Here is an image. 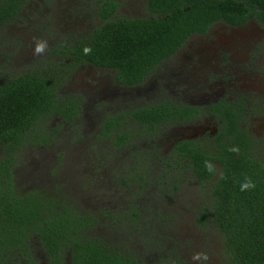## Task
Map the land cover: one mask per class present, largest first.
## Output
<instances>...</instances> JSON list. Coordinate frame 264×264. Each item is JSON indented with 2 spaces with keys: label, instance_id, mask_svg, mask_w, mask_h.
Wrapping results in <instances>:
<instances>
[{
  "label": "trees",
  "instance_id": "16d2710c",
  "mask_svg": "<svg viewBox=\"0 0 264 264\" xmlns=\"http://www.w3.org/2000/svg\"><path fill=\"white\" fill-rule=\"evenodd\" d=\"M16 1H1L0 24L17 16ZM115 8L112 0H106L99 9V27L73 45L53 50L51 55L66 57V65H48V72L37 70L0 81V264H37L30 247L33 238L46 264H65L67 257L71 264H186L178 256L169 260L165 255L156 261L147 253L142 256L132 240L96 236L94 214L79 212L70 202L57 199V192L43 187L19 191L14 169L26 146L52 142L46 133L49 119L72 123L79 117V102L59 94L61 72L90 65L113 71L120 86H139L191 35H203L215 23L239 26L254 20L264 27V0H148V19H112ZM213 107V113L225 120L214 143L200 147L192 141L177 142L172 155L159 158L163 172L158 177L176 181L182 175L178 170L187 167L185 171L205 191L207 201L195 220L200 228L210 227L222 238L220 264H264V154L260 159L252 138L235 128L232 117ZM197 110L169 102L126 109L104 119L99 139L123 149L156 137L162 126L189 121ZM125 121L131 128L124 127ZM153 140L147 142L149 147ZM141 154L147 153L138 151V162ZM138 162L131 172L138 171L129 179L156 181L148 171L139 170L143 166ZM172 188L175 193L177 186ZM129 217L135 224L140 216L131 211L118 220ZM137 241L144 246V240ZM150 245L155 243L147 242L152 249Z\"/></svg>",
  "mask_w": 264,
  "mask_h": 264
},
{
  "label": "rangeland",
  "instance_id": "374dc122",
  "mask_svg": "<svg viewBox=\"0 0 264 264\" xmlns=\"http://www.w3.org/2000/svg\"><path fill=\"white\" fill-rule=\"evenodd\" d=\"M144 2L124 0L116 17L150 18ZM100 25L94 5L83 0H20L17 16L0 24V81L37 70L48 72V65H66V57L51 55L53 50L73 45ZM37 43L46 45L40 54L35 53ZM159 68L154 76L134 87L120 86L113 71L90 65L61 72L59 94L79 102V117L72 123L61 118L46 122L52 142L23 149L14 169V183L21 192L35 186L57 192V199L70 202L79 212L95 215L96 236L132 240L134 250L142 256L147 253L149 259L162 260L166 255L169 260L178 256L186 264H220L224 260L222 238L210 227L200 228L195 220L198 209L207 201L205 191L190 173L176 181L158 177L163 172L160 159L170 144L181 137L199 140L200 130L218 127V120L205 112L191 123L159 128L156 137L123 149L99 139L98 130L106 117L154 105L160 96L193 98L203 107L236 93L250 100L241 117L242 125L255 143H262L264 110L258 106L260 100L264 104V27L254 20L236 28L215 23L205 36L190 37L180 52ZM238 70L250 77L244 85H251L244 89L239 88L242 75L237 86L230 87L229 79ZM123 123L124 127L132 126L128 121ZM152 140L149 147L147 142ZM255 150L262 158L264 149L260 153ZM138 151L147 153L141 154V162L135 157ZM136 162L143 166L139 170L148 171L156 181L150 177L142 181L136 176L131 181L130 176L138 171L131 172ZM173 186H177L175 193ZM131 211L140 216L135 224L130 217L118 220L119 215ZM138 238L144 240V246L137 243ZM147 242L155 246L149 249ZM30 247L37 264H46L36 238ZM65 264H71L68 257Z\"/></svg>",
  "mask_w": 264,
  "mask_h": 264
},
{
  "label": "flooded vegetation",
  "instance_id": "af4514ba",
  "mask_svg": "<svg viewBox=\"0 0 264 264\" xmlns=\"http://www.w3.org/2000/svg\"><path fill=\"white\" fill-rule=\"evenodd\" d=\"M1 1L2 0H0V3H1ZM74 1H76V0H74ZM79 1H82V0H79ZM83 1L85 3H87V4H89V5H94V7L96 8V15L101 20V18L99 17V9L103 6V4H104V2L106 0H83ZM112 1L116 5V8L114 10L112 19H117V18H122V19H146V18H140V17H135V18L116 17V15L118 14V9L121 8L124 5V0H112ZM147 1L148 0H145V2H144V11L146 13H148L147 10H146ZM16 2H17V4H19V7H20V0H17ZM148 15H150V14L148 13ZM101 24H102V20H101ZM245 24H243V25H245ZM243 25H239V26H228V25H226V26L236 28V27H240V26H243ZM207 33H205L203 35H191L190 37H192V36H201V37H203ZM180 49L176 52V54H178L180 52ZM259 59H261V56L258 57V60ZM242 67H243V70H244L245 66L242 65ZM158 70H160V69H158ZM243 70H238L237 72H234V74L236 76L233 79H229V82L231 84L230 87L237 86L236 82L239 81V78H240L241 75L243 77L242 80H241L243 83L241 82L242 83V87H239V88H243L244 89V87H248L249 85H251V84L244 85L245 84L244 81H248L250 77L248 75H246ZM246 73H251V72L246 71ZM220 95L221 94H218L217 97H220ZM248 99H245L244 97L234 93L233 95H230L229 97H226V98L225 97H223L221 99L217 98L216 100L211 101L210 103H207L206 105L201 107L199 105V103L195 102L196 100H194L193 98L182 99L181 97H176L175 95H171V94L165 95V96H160L158 98L157 103L169 102V103H172V104L177 105V106H188V107L190 106V107H195V108L198 109L193 114V117L189 121H186L185 123L193 122L195 119H197L198 117H200L201 115H203L206 112V113L209 114L210 117H215L218 120V124H219L218 127L210 129V130H208L207 128L201 129L200 130L201 137H199V140H201V141H199L198 139H193V137L192 138H186V137L178 138L172 144H170L168 146V148L166 149V151L163 153L164 159H166L167 156L172 155L173 147L175 146V144L177 142H180V141H192L194 144H196V146H200V147H205L206 144H209V146H211L210 144L214 143L215 138L218 135L220 128L224 125L225 120L223 118L218 117V115H220V113H217V114L213 113V108H214L213 106H218L217 108H219L221 110V114L223 116L229 115L230 117H232L233 124L235 125V128L240 130L243 134H246V135L250 136V138H252L251 135H250V132L247 130V127L245 125H242V119H241V117L245 115V114L243 115V113L246 112L245 109L249 108L247 103H249L250 100L248 102L247 101ZM180 101H182V102H180ZM254 103H256V102L254 101ZM263 105H264L263 101L260 100L258 108L261 111L264 110V107H262ZM176 124H181V123H176ZM169 126H171V125H169ZM165 127H168V126L167 125L162 126V128H165ZM260 136L263 137V140H261L262 143L258 144V143L254 142V145H255L254 147L259 150V153L261 151V148L264 149V133L262 135H260ZM252 140H253V138H252ZM259 158L261 159V157H259ZM187 169H188L187 167H185L183 169H180V171L178 170V173H180V172H182L181 174L188 173V172L185 171Z\"/></svg>",
  "mask_w": 264,
  "mask_h": 264
},
{
  "label": "clouds",
  "instance_id": "9594fccd",
  "mask_svg": "<svg viewBox=\"0 0 264 264\" xmlns=\"http://www.w3.org/2000/svg\"><path fill=\"white\" fill-rule=\"evenodd\" d=\"M46 45L44 43H37V46L35 48V53L40 54L44 51Z\"/></svg>",
  "mask_w": 264,
  "mask_h": 264
}]
</instances>
